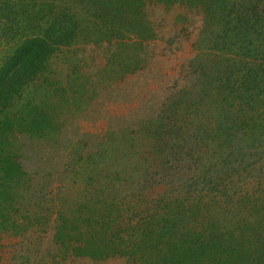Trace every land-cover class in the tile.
Wrapping results in <instances>:
<instances>
[{"label":"rangeland","instance_id":"374dc122","mask_svg":"<svg viewBox=\"0 0 264 264\" xmlns=\"http://www.w3.org/2000/svg\"><path fill=\"white\" fill-rule=\"evenodd\" d=\"M137 19L146 34L113 20L99 39L90 26L92 38L58 48L6 108L18 124L2 135L0 174L18 182L0 179L10 198L0 264H187L131 249L189 227L193 209L203 234L238 242L243 222L260 219L246 209L264 211V152L231 132L247 97L229 79L241 51L222 49L195 7L145 1ZM10 48L0 37V61Z\"/></svg>","mask_w":264,"mask_h":264},{"label":"trees","instance_id":"16d2710c","mask_svg":"<svg viewBox=\"0 0 264 264\" xmlns=\"http://www.w3.org/2000/svg\"><path fill=\"white\" fill-rule=\"evenodd\" d=\"M40 1L10 5L0 1V37L11 45L7 50L9 54L0 61V147L3 146V133L13 131L14 124H18L16 117L8 115L6 108L26 84L46 69L47 62L58 48H68L79 40L92 38L90 26L97 38H108L115 32L109 27L113 20L119 22L117 24L122 32L135 28L139 34L148 32V27L138 21L137 15L143 9L144 2L150 0ZM155 1L198 8L208 20L214 21L210 26H213V32L217 29L219 35L213 33V39L218 40L222 49L235 45L241 51L238 57L235 56L237 64L229 70V79L233 74L238 79V90L242 89L247 97L237 100L234 115L230 118L231 132L235 137H246V141L252 145L251 150L264 152L261 150L264 136L255 135V132L264 133V112L259 113L262 111L259 103L264 104V84L260 81V75L264 76V0ZM221 4L229 6L231 11L225 15L218 14L216 9L219 10ZM232 6H236L235 11ZM20 28L24 31H19ZM252 93L255 95L251 99L249 94ZM246 119L251 126L246 124ZM0 179L3 182H18H15V171L10 172L9 169L0 174ZM9 201V186H3L0 182V231L10 223V209L6 208ZM193 211L191 217L194 221L190 220L189 227L179 233L172 230L163 234L156 232V237L148 235L147 241L141 237V243H147L140 249L132 247L131 251H165L167 257L172 256L178 262L184 259L187 264L205 263V259L213 264H264V211L260 207H251L250 203L246 209L253 214V219H260L253 221V224L243 222L245 234L241 236L242 245L233 239L230 231L203 234L198 225V210ZM216 254L222 255L215 257ZM243 254L247 255L244 257Z\"/></svg>","mask_w":264,"mask_h":264}]
</instances>
